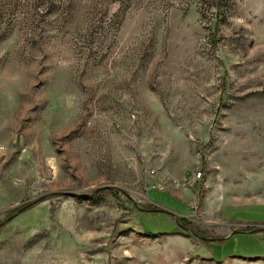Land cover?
Masks as SVG:
<instances>
[{
	"label": "rangeland",
	"instance_id": "1",
	"mask_svg": "<svg viewBox=\"0 0 264 264\" xmlns=\"http://www.w3.org/2000/svg\"><path fill=\"white\" fill-rule=\"evenodd\" d=\"M0 264H264V0H0Z\"/></svg>",
	"mask_w": 264,
	"mask_h": 264
},
{
	"label": "trees",
	"instance_id": "2",
	"mask_svg": "<svg viewBox=\"0 0 264 264\" xmlns=\"http://www.w3.org/2000/svg\"><path fill=\"white\" fill-rule=\"evenodd\" d=\"M140 214H142V213H140ZM178 222H179V223H181V222H183V223H184V222H186V221H185V220H182V219H180V220H178ZM177 225H178V224H177ZM146 232H147V231H146ZM148 233H149V232H148Z\"/></svg>",
	"mask_w": 264,
	"mask_h": 264
},
{
	"label": "water",
	"instance_id": "3",
	"mask_svg": "<svg viewBox=\"0 0 264 264\" xmlns=\"http://www.w3.org/2000/svg\"><path fill=\"white\" fill-rule=\"evenodd\" d=\"M23 210H24V208H22L20 211H18V213L21 212V211H23ZM18 213H17V214H18ZM15 216H16V215H15ZM232 234H233V233H232Z\"/></svg>",
	"mask_w": 264,
	"mask_h": 264
}]
</instances>
